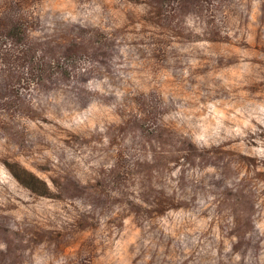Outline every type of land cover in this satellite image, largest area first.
Here are the masks:
<instances>
[{"label":"rangeland","instance_id":"rangeland-1","mask_svg":"<svg viewBox=\"0 0 264 264\" xmlns=\"http://www.w3.org/2000/svg\"><path fill=\"white\" fill-rule=\"evenodd\" d=\"M0 264H264V0H0Z\"/></svg>","mask_w":264,"mask_h":264},{"label":"trees","instance_id":"trees-1","mask_svg":"<svg viewBox=\"0 0 264 264\" xmlns=\"http://www.w3.org/2000/svg\"><path fill=\"white\" fill-rule=\"evenodd\" d=\"M18 180H20V179H18ZM24 184V183H23Z\"/></svg>","mask_w":264,"mask_h":264}]
</instances>
